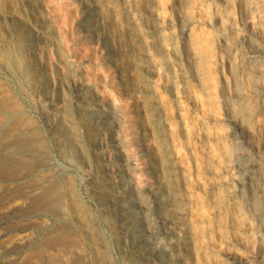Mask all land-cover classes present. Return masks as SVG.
Returning <instances> with one entry per match:
<instances>
[{"label":"rangeland","instance_id":"rangeland-1","mask_svg":"<svg viewBox=\"0 0 264 264\" xmlns=\"http://www.w3.org/2000/svg\"><path fill=\"white\" fill-rule=\"evenodd\" d=\"M6 1L7 0H0V13L2 14L1 18L4 19V20L2 19L3 21L1 20V23H0V31L3 29L1 31L2 33L0 32V38H1L0 47L3 45L2 48H0V50H2V52L3 50L6 51V52L5 51L3 52V56L6 55L5 58L1 57L2 54H0V58H1L0 63L2 62L0 64V81H1L0 82V87H1L0 88V96H1L0 100H2L3 99L2 97L5 96L4 94L2 95V93H4L3 92L4 88L7 87V85L10 86L12 82L10 80L11 75L8 74L10 70L8 72L4 70V67L5 68L9 67L11 70L15 72V74H17L16 78L17 77L20 78V79L17 78L18 81L22 80L23 84L21 82L20 83L22 84V86H24V88H27L26 91L29 90L31 92V98L29 102L27 98L24 97V93L20 92L19 90H18L19 93L18 92L15 93L16 90L11 91L10 95L12 93L15 94V100L16 101L20 100L18 102L19 103L21 102L20 104L23 107L22 109L26 111V115L27 116L29 115L33 120H35L38 128L44 132V128H43L44 124L41 119L43 117L42 114L45 111V109H47V107L49 106V103H50L49 100L52 99L53 95L57 94L56 90H54L55 89L54 84L52 85V81L53 80L58 81L60 79L58 83L63 84V86H61V95L64 96V97L62 96V103L63 101L64 103L62 104L61 102H58L55 105L57 108L58 107L64 108V104L65 105L69 104V108H73L70 110L75 112L77 103L74 101L72 97L73 90H76L78 88L85 90L89 95L88 98L92 100V103L96 102L97 109H100L104 113L107 126L109 125V127L112 126L115 128L112 134L107 135L105 137V140L101 141L102 143L101 142L99 143L100 145L99 148L102 149L100 150L102 153V158L108 164V166L106 167L107 172L113 173L118 167V164H117L118 162L119 163L126 162L128 166L124 168L123 171L127 170L128 173L126 171L124 172L125 179L127 182L131 180L129 183H131L133 187L135 186L134 187L135 189L133 188V192L134 193L136 192L135 196L137 197L139 196L138 200L140 201V197L141 199L143 198L141 200L142 202L136 201L135 205H138V203H140V205L148 206V208L153 207L154 204L152 203L150 199H152V195H153L152 193H154L155 191L154 188H156L157 183L161 181V175L150 169L153 166V164L157 162L155 161L157 160V156L153 155L155 152L154 151L155 143L154 141H151L153 139L151 136V132L149 131L150 129L148 128L149 123L148 124L145 123L147 122V120H149L148 119L149 114L146 110L147 108H145V104L143 103V102H146L145 101L146 98L143 97L146 95L140 92V88L137 87L138 84H137V81L134 80L135 72H134L133 67L129 65V66H126V68H124L125 70H123L120 66L124 64L125 60L116 54L112 55V52L116 51V49L119 46L120 40H122V38L120 37L121 35L125 36L129 34V32H131L133 28H134L133 30L135 31V33H137V31L135 30V26H139V27L140 25L145 26V17L139 11H140V1L147 2V0H139V1L138 0L136 1L135 0H110V1L108 0L109 4H111L110 8H112V9L109 8L110 11L108 12V16L111 19V21L114 22L113 23L114 26L116 24L117 26L116 36L118 35L117 37H112V35H109L110 41L112 40L111 42L109 41L108 43L109 46L108 45L102 46L103 44L100 43L98 38L85 32L82 26L84 16L86 14L85 12L89 10L88 8L96 9L98 7L95 11L98 16L101 6L104 5L107 2V0H104L103 2L102 0L100 1L99 0H82V1L81 0H29L26 3H24V0H16V1L8 0V2ZM11 1L14 3H12ZM184 1L186 0H152V1L148 0L149 2L148 4L150 5L149 6L150 19L148 21L149 23L147 24L149 27H147V30L146 28H143L142 29L143 31L141 33L144 35L147 33L145 35L146 38L148 39L147 43L148 42L151 43L152 41L151 45H154L156 47V48L153 47V49L155 48L156 51H154L155 49L154 50L151 49L154 52L150 50L151 56L149 60L145 62V66L143 65V70L145 69L144 71L147 72V78H148L147 80L148 89L146 88L147 90L146 94L149 97L148 101L152 102V104L154 105L159 103L156 106H158L161 109L162 115H163L162 120H164V122L167 124L165 138L171 141V145L174 143L172 146V154H171L174 157L172 156L171 159H169V162L172 167L174 165L178 166V168L177 166H174L178 170L177 176L174 177V179L175 180L178 179L177 180L178 182H186L188 184L189 194L191 195L188 194L186 200L187 199L188 200L190 199L199 200L200 199L199 200L200 205H201L200 211L202 210L204 215L198 221L199 223L197 226H199L198 228L199 230H201L199 231V235L201 237L198 236V240L200 241L199 242L200 246L204 247V249L202 248L203 250L202 260H204V263L202 262V264H209V263L210 264H259V263L264 264V252L262 254V251L260 250V247H259L260 246L259 245L260 239L258 238L259 232H257L258 229L256 230L257 228L256 222H254V219H252L254 218L253 217L254 213L251 212L252 210H250V208L248 209V208H245L244 206V202L246 201V199H248V195H249L248 187H245L244 189H242V191H238V188H237V179L239 178V176L241 177V175L244 177H247L250 174H252L253 176L257 177V180L259 181L261 180L262 182H264V135L258 129L255 122H253L254 123L253 124L251 120L247 122L245 121V119H243L244 115L242 112L244 111L245 108L242 107L243 108V111H242L240 108H238V106H236L233 103L234 101L233 96L235 95V92L244 91V85H243L244 78L239 74L241 73L240 72L241 68L239 69L238 67H241V66L239 64V60H237L238 59L237 54H236L237 50H235V48L241 45L240 41H242L244 38L246 39L247 43H249L251 41L250 39H252V43L249 45H252L253 47L261 48L259 46V41H257L256 32H258V27H259L257 19H259V15H262V14H259L260 11L258 10L257 7L254 9L253 0L250 3L247 2V0H193V2L192 0H187L186 3ZM15 3H18V5H20L17 7L18 9H20L19 10L20 14L22 13L23 15V17H21V21H22V18L24 19L26 18L25 20L27 19L29 20L30 18L29 22L28 20L26 22L25 20L22 21L26 29L33 26L34 23H40L39 26L41 29H43L42 31H39V32L37 31V33H39L37 34L38 38L40 39L42 38V35H43L42 32L45 31L44 32L45 33L44 36H46L45 37L46 43L44 44L45 47L44 45H39L38 46L39 49L37 48V51H36L37 57H38L37 58L38 63L46 64L44 66L45 67L47 66L50 69L49 70L50 73H49L48 68L46 67L47 71L44 75L50 83L46 87L48 89L47 91L48 93L45 92V94H43L42 96L39 94L37 95L34 90H31L29 88L31 75L29 73L30 72L29 70L27 72V69H29L27 66L29 60H28L27 50L25 46L23 47V44H22L23 43V31L18 30V29L16 30L15 26L12 25V23H10L8 20L10 6L11 5L13 6ZM22 3L24 7L21 5ZM133 3H135L136 5ZM35 5L38 9V13L33 16L32 10H33V6ZM86 5L88 6L86 7ZM133 7L135 10H132ZM138 7H139V11L137 10ZM128 8L129 9L131 8L130 10H132V18L128 19L126 22L123 20V18L119 14H122L123 11ZM4 9H6V11ZM2 11L4 12V15ZM113 11L114 12L117 11L115 12L116 14H114ZM30 12L32 13V16ZM5 13H6V18H5ZM25 15L27 17H25ZM115 16L116 18H114ZM117 16H119V21L117 19L118 18ZM133 18H135L137 21L135 19L133 20ZM133 21H136L137 23ZM128 23L129 24L131 23V24L129 25ZM27 24H29V26H27ZM153 24L154 26H152ZM4 25L6 26L4 27ZM129 26H132V27H129ZM7 27H8V31H7ZM255 27H257V29ZM4 30H6L7 33ZM4 34L6 35V38L9 36L8 39L5 38ZM50 34H52V36H50ZM13 36L15 38H13ZM160 37L163 38V41H162V38ZM9 38L12 40H10ZM117 39L119 40V43ZM155 39H158V40L156 41ZM116 42L118 45H116ZM13 43L15 44L12 45ZM110 44L111 45L115 44V45L114 46L112 45L113 46L112 47ZM47 45H48V48L46 47ZM40 46H41V49L43 50L40 49ZM21 47H22V50H21ZM189 49L191 50L193 49V50L191 51ZM174 50L175 51L177 50V51L175 52ZM15 51L18 56L15 54ZM40 51L41 53H39ZM6 53H9V54H6ZM24 53H25V56H24ZM193 53L196 56H198V58H200V60L202 61V64L204 63L203 67L205 69L208 68L206 70V73L208 74L207 75L208 83L206 87H202L200 83L197 81V79L195 78L196 77L195 70L191 62ZM234 54L236 55L233 56ZM152 55H156V56H152ZM6 58H8V60ZM151 58H152V61H151ZM120 59L123 60V63L122 61H120ZM259 60L262 61L263 59L260 58ZM119 61L121 63H119ZM149 62L150 63L153 62V63L150 65L148 64ZM118 64L120 66H118ZM130 67L132 68L130 69ZM188 69H189V72H188ZM56 71L58 72L56 73ZM19 73L22 75H20ZM58 74H61V75L59 76ZM128 79L129 80L131 79V80L129 81ZM26 80L29 82H27ZM66 84H69V86ZM127 85L131 86V89H129ZM135 87L136 89H134ZM5 94H6V91H5ZM49 94H52V95H49ZM36 96L38 99L36 98ZM161 97H163L164 99ZM46 98L47 100H45ZM41 99H44V100L41 101ZM41 102H45L47 104L45 103L41 104ZM141 104L142 105L144 104V106H142ZM71 105H74V106H71ZM144 110H146V113ZM216 111H218V113ZM239 112H241V114ZM146 114H148V116ZM249 116L250 114L247 115V120ZM216 117L219 119H217ZM233 119L236 121H234ZM239 121L241 124L239 123ZM246 122L248 124H246ZM249 127H251L250 129L252 130L251 131L252 133L250 132ZM247 129H249L250 133L246 132L248 131ZM248 136H251V138ZM171 137L173 138V142H172ZM146 141L151 142L150 145ZM111 142L113 144H111ZM48 143L50 144V146L48 145L50 148L49 151L52 153L49 152V155L47 154V156L43 158L42 160H34V162L32 161L31 163L34 166H32L31 164L28 165V167L30 168V169L28 168V171L27 169L19 168L18 170H14L13 171L14 173L12 171L9 172L8 173L9 175H7V177L5 176L6 173L4 174L3 172H0V188L1 187L11 188L10 186H12V190L14 191L10 190V193L16 192V197L9 205V208H14V207H16L17 209L20 208V206L22 205V200L20 196H17V195L23 194L24 192L28 191L29 188H30L29 190L37 188L38 183H41L44 186L46 185L49 186L50 182H46V183L38 182L37 183L36 181L39 180V177L40 179L45 178V177H58L59 178L58 180L62 178L63 179L66 178L67 180L69 179V181L64 179V182H63V186H64L63 192L65 191V193H68V196H70L69 198H71L72 196L74 197L77 196L76 198L81 199L80 205L78 206L79 208H77L78 210L75 209L74 207H70V209L74 208V210L71 209V211L73 212V211L81 210L82 212H87V213L91 212L90 214L93 217L97 211V209H94L96 208V206L92 202L91 197H89L86 194V191H84L85 190L84 184L87 181H89L90 176H94V173H95L94 170L92 171L91 168H89V164L88 166H86L87 163L83 161L85 160V158L86 159L88 158V155H90V152H89L90 150H88L89 153L87 152V155H85L86 157L84 156L82 160L80 158L77 159V157L74 154L71 155L68 152L61 153L60 155L59 152H57L54 148H52L53 147L52 140H49ZM114 145L118 146V150L114 147ZM144 145H147V146H144ZM150 146H153V147H150ZM146 148H147L148 154L145 150ZM54 152H55V155H53ZM64 157H65V160H64ZM67 158H70L72 161ZM66 159L69 161H67ZM73 159L75 162L73 161ZM172 163L174 165H172ZM61 164L62 165L64 164L65 166L64 165L61 166ZM47 165L48 167H46ZM88 169L90 172L88 171ZM248 171H250L249 174H248ZM48 173H50L52 176ZM26 175H29V176L26 177ZM15 176L16 177L18 176V177L16 178ZM194 176H197L198 178ZM53 181L54 182H51L52 186L53 184L57 183V181L55 180ZM68 184H69V187H68ZM21 188H23L24 190L26 189V190L24 191ZM67 188H69L71 192L68 191L69 189L67 190ZM39 191H42V190L40 189L35 190L33 191V194L35 195ZM239 199L240 201L241 200L242 201L239 202ZM82 200H84L85 202ZM89 202L91 203V205ZM237 203L238 204L240 203V204L238 205ZM80 206H82L83 209ZM237 206L238 207L242 206L240 207V210L242 211H239V208ZM90 209L92 210L90 211ZM36 211H34L32 215L26 217L27 219H24L21 222L16 221V220H11V221L10 220H3V221L0 220V243H1L0 244V260L5 261L6 259L10 257H20L22 254H24V252L25 254H27L28 252L26 253V250L20 251L18 249V245L21 244L22 240L29 233H33L34 231H36L34 230V228H38L40 232L41 227H43V229L45 230L44 225L52 224L51 219L45 220V217L48 215L46 212H44L45 209L39 208ZM205 213L208 217L205 215ZM244 215L250 218L252 216V218L251 219L247 218ZM241 216L243 217V219ZM151 217L150 219H152L153 222L155 223L157 217L155 215H151ZM98 218L101 219L104 217L99 216ZM49 220L50 222H48ZM152 220H150L151 224H153ZM100 222L98 221L99 228L96 231L93 230L92 227L89 228L90 231L88 230L89 233L92 232L89 235L91 236V239L94 242V243L92 242L93 245L90 244V240L88 241L89 243L88 245L87 240H85V238H83L82 236H79V232L74 230V232H77V236L73 237L74 241L72 240L71 244L76 246V248H80L82 250L84 248L85 249L90 248V251L89 250L85 251V254H86L85 258L87 260L84 258L85 260H83L84 262L83 264L85 263L86 264H104V263L105 264H116V263L117 264H127L125 260L122 259L113 250V245L111 241L112 239H111V236H109L108 234V227L106 225L105 220L101 219ZM9 224L11 226H14L16 224L15 226L17 227V229L8 230L10 226ZM18 224L19 225L23 224V225L22 227L19 226L18 228L17 226ZM99 230L101 231L100 236L97 234ZM43 234L44 232L41 231L40 236L42 237H40L37 245L41 246L46 243L45 241L47 240L46 238L47 235H43ZM199 237L201 238V240ZM103 240L106 242L108 246L110 245L109 247L112 249V252L103 259V260H106V261L108 260V261L107 262L103 261L102 263V259L101 260L99 259L98 261L97 257H101L102 252L100 249H101V246H102L101 243L103 242ZM82 241L84 242V244ZM81 243L83 246L81 245ZM158 243L159 245H157ZM153 244H156L158 247L161 246L159 248L165 249L167 246H168L167 249L169 248V241L163 237L156 238V240L153 241ZM56 245L57 243L54 244L52 248L53 250L52 249L50 250V253L53 254L52 261L55 260L58 262V264H67V260L71 258V255L62 253V251H58L57 250L58 245L57 246ZM7 248L9 249V251H6L8 250ZM14 248H16L17 251L14 250ZM95 248L97 250H95ZM258 252L259 254H256ZM55 253H58V254L56 255ZM259 255L260 257L261 256L262 257L260 258ZM110 258L112 259L113 262L110 261Z\"/></svg>","mask_w":264,"mask_h":264},{"label":"bare ground","instance_id":"bare-ground-1","mask_svg":"<svg viewBox=\"0 0 264 264\" xmlns=\"http://www.w3.org/2000/svg\"><path fill=\"white\" fill-rule=\"evenodd\" d=\"M28 1L29 0H24V3L28 2ZM103 1L104 0H102V2ZM186 1H184V2L186 3ZM251 1L252 0H247V2H249V3ZM253 1H254L253 2L254 3V5H253L254 9L257 7L258 10L260 11L259 14H262V15H259V19H257L259 27H258V32H256L257 33V35H256L257 36V41H259V46L261 48L253 47L252 45H249V44L252 43V39H250L251 41L249 43H247L245 38L243 40L241 39L242 40V41H240L241 45L239 47L235 48V50H237V53H236L237 57H238L237 60H239V64L241 66V67H238L239 69L241 68V71H240L241 73H239V74L244 78V80H243L244 91H241V92L236 91L235 92V95L233 96L234 97L233 103L236 106H238V108H240L242 111H243L242 107L245 108L244 111L242 112L243 115H244L243 119H245V121H247V122H249V120H251L252 123L255 122L257 127H258V129L264 135V4H263L264 0H260V2H259V0H253ZM6 2H8V0ZM107 2H108V0H107ZM192 2H193V0H192ZM12 3H14V2H12ZM106 3L101 6L98 16H97V14L95 12L98 7L96 9L88 8L89 10L88 11L86 10L87 12H85L86 14L84 16L83 25H82L83 26V30L85 32L97 37L98 40L100 41V43L103 44L102 46H107L108 45V43L110 41L109 35H112V37H117L118 36V35L116 36L117 26H116V24L114 26V24H113L114 22H112L111 19L108 16V12L110 11L109 8L111 7V4H109V2L107 4ZM148 3H149L148 0H147V2L146 1H140V11H139V7L137 9L145 17V26L146 27L144 25H140V27L139 26H135V30L137 31V33H135V31L133 30L134 28H133L131 30V32H129V34H127L125 36L121 35L120 37L122 38V40H120V43H119V40L117 39L118 43H119V46L116 49V51L112 52V55L116 54V55L120 56L121 58H123L125 60L124 64L122 66H120L118 64V66H120L123 70H125L124 68H126V66H129V65L133 67L134 72H135V74H134L135 75V79L134 80L137 81V84H138L137 87L140 88V92H142V93H144V95H146V96H143V97L146 98L145 99L146 102H143V103L145 104V108H147L146 110H147V112L149 114V117H148L149 120H147V122H145V123H147V124L149 123V125H148L149 127L148 126L147 127L150 129L149 131L151 132V136H152V139H153L151 141H154V143H155V150H154L155 152H154L153 155L157 156V160H155L157 162H155V164H153L152 167L151 166H149V167H151L150 168L151 170H153L154 172L159 173L161 175V181H159L157 183L156 188H154L155 191H154V193H152L153 194L152 195V199H150L152 201V203L154 204V206L151 207V208H148V206L140 205V203H138V205H135L136 201H139L138 200L139 196L138 197L135 196L136 192L135 193L133 192V188L135 186L133 187L132 184L129 183L131 180L129 182H127L126 179H125V173L124 172L126 171L128 173L127 170L123 171L124 168H126L128 166L126 162H120V163L118 162L117 163L118 167L116 168V170L114 172L112 171L113 173L107 172L106 167L108 166V164L102 158V153L100 151L102 149L99 148L100 147L99 143L101 141H104L105 137L107 135L112 134L114 132L115 128L112 127V126L109 127V125L107 126L104 113L100 109H97L96 102L92 103V100H90L88 98L89 95H88V93L85 90L80 89V88H78L76 90H73V96L72 97H73L74 101L77 103L75 112L70 110V109H73V108H69V104L68 105L64 104V108L63 107H61V108L58 107L57 108L55 105L58 102L62 103V96L63 95H61V86H63V84L58 83V81L60 79L58 81L57 80L56 81L53 80L52 81V85L54 84V87H55L54 90H56L57 94L55 92L56 95H53V97L51 96L52 97L51 100L48 99L49 102H50L49 106L43 112V114H42L43 117L42 118L39 117V118L42 119V122L44 124V127H43L44 128V132H43V131H41L38 128L37 123L35 122V120H33L29 115H28L29 117L26 115V111H24V109H22L23 107L20 104L21 102L20 103L18 102L20 100H18V101L15 100V94L12 93L13 95L12 94H11L12 96L10 95L11 91L16 90L15 93H17L18 90H19L20 92L24 93V97H26L27 100L30 102L31 92L29 90L26 91L27 88H24V86H22V84H23L22 80L18 81V79H20V78H18V77H17L18 79L16 78L17 74H15V72L13 70H11L9 67H6V68L4 67V70L6 72H8L10 70V72H8V74L11 75L10 80L12 82H11L10 86L7 85V87L4 88V90L6 91V94H5V91L3 90L4 93H2V95L4 94L5 96L2 97L3 98L2 100H0V172H3L4 174L6 173L5 176L7 177V175H9L8 174L9 172H11V171L13 172L14 170H18L19 168L27 169V171H28V168H29L28 165H30V164L32 165V163H31L32 161L34 162V160H42L43 158H45L47 156V154L49 155V152H50L49 151L50 144L48 143L49 140H52V144H53L52 148H54L57 152H59L60 155H61V153L68 152L71 155L74 154L77 157V159L80 158V159L83 160V157L85 155H87L88 150H90L89 151L90 155H88V158L87 159L85 158V160H83V161H85L87 163L86 166H88V164H89V168H91L92 171L94 170L95 173H94V176H90V180L87 181L84 184V189H85L84 191H86V194L89 197H91L92 202L96 206V208H94V209H97V211L95 210L96 213H95V215L93 217L90 214L91 212L87 213V212H82L81 210L80 211H73V212L71 211L72 208L70 209V207H74L75 209L79 208L78 206L80 205V200L81 199L80 198H76L77 196L76 197L72 196L71 198H69L70 196H68V193H65V191L63 192V187H64L63 186V182H64V179H66V178H64V179L62 178V179L58 180L59 179L58 177H45V178H41V179L39 177L38 181H36V179H35V181L37 183L38 182H44V183L50 182V184H49V186H47V185L44 186L43 184L38 183L37 188H35L36 186L34 187L35 189H32V190H29L30 189L29 188L28 191L24 192L23 194L17 195V196H20V198L22 200V205L18 209L16 207L9 208V205L11 204V202L16 197V192L15 193H10V190H12V186H10L11 188H8L7 186H5L7 188H4V187L2 188L1 187L0 188V210H1L0 211V220L1 221H3V220H10V221L11 220H16V221H20L21 222L24 219H27L26 217L32 215L34 213V211H36L37 209L40 208V209H45L44 212H46L48 214L45 217V220L51 219L52 220V224L44 225L45 230L43 229V227H41L40 232H39L38 228H34V230H36V231H34L33 233H29L22 240L21 244L18 245V249L20 251L26 250V253L28 252L27 254H25V252H24V254H22L20 257H10V258L6 259L5 261L4 260L3 261L0 260V264H58L57 261H55V260L52 261L53 254L50 253V250L53 248L54 244H56V243L58 245V246L56 245L58 247V249H57L58 251H62V253H66V254H70L71 255V258H69V260H67V264H83L84 263L83 260L86 259L85 258L86 257L85 251L86 250L90 251V248L89 249H87V248L85 249L84 248L82 250L80 248H76V246L71 244V241L73 240V237L77 236V232H74V230L78 231L79 232V236H82L83 238H85V240H87V243L90 240V244L93 245L94 242L91 239V236L89 235L92 232L89 233V231H90L89 228L92 227L93 230L96 231L99 228L98 221L100 222L101 219L105 220L106 225L108 227V234H109V236H111V239H112L111 241H112V245H113V250L122 259H124L127 264H202V262L204 263V260H202V255H203L202 248L204 249V247L200 246V243H199L200 241L198 240V236H200L199 235V231H201V230H199V228H198L199 226H197L198 223H199L198 221L204 215L202 210L200 211V206H201L200 202H199L200 199L199 200H195V199H190V200L187 199L186 200V198H187V196L189 194L188 184L186 182H178L177 178H176L177 180L174 179V177H176L177 173H178V170L174 166H177V165H174L172 163V165H174L172 167L170 162H169V159H171V157L173 156L171 154H172V146H173L174 143L171 145V141L165 138L166 137V129H167L166 125L167 124L164 122V120H162L163 115H162L161 109L158 106H156L159 103L158 104L155 103L156 105L152 104V102L148 101L149 97L146 94V92H147L146 88H147V85H148L147 84L148 78H147V72L144 71L145 69L143 70V65L145 66V62L148 61L150 56H151L150 55V50L153 49V47H155L154 45H151L152 41H151V43H149V42L147 43L148 39L145 36L147 33L145 35L141 33L143 31L142 30L143 28H146V30H147V27H149L147 23H149L148 21L150 19V11H149V6L150 5ZM1 4H2V2H1ZM133 4H135V3H133ZM21 5L23 6V3ZM24 5H26V4H24ZM17 6H20V5H18V3H15L13 6L12 5L10 6L9 16L7 14L8 20H9L10 23H12V25L15 26L16 30L18 29V30L23 31V43L22 44H23V47L25 46V48L27 50V55H28V60H29V62L27 64L29 69H27V72L29 70L30 71L29 73L31 75V77H30V85L29 84H27V85H29L30 86L29 88L31 90H34L37 95L39 94V95L42 96L43 94H45V92L48 93L47 92L48 89L46 87L50 83H49L48 79L44 76L46 71H47V69H46L47 66L45 67L44 65H46V64H43V63L39 64L38 63V61H37L38 57H37V52L36 51H37V48L39 49V47H38L39 45H44L46 43L45 42V40H46L45 37L46 36H44V34H45L44 32L45 31L42 32L43 35L41 34L42 38L40 39V38H38V35H37V34H39V33H37V31L39 32V31L43 30L39 26L40 23H34L33 26L30 25L31 27L26 29L24 24H23V22H22L26 18L25 19L22 18V21H21V17H23V15H22V13L20 14V11H19L20 9H18ZM87 6L88 5H86V7ZM110 9H112V8H110ZM130 9L129 8L125 9L122 14H119L123 18V20L126 21V22H127L128 19L132 18V10H135L134 7H133L132 10H130ZM4 10L6 11V9H4ZM23 10H25V9H23ZM32 12H33V16L38 13V9H37L36 5L33 6ZM115 12H117V11H115ZM115 12L113 11L114 14H116ZM1 15L2 14L0 13V23H1V20L3 19V18H1ZM3 15H4V12H3ZM31 16H32V13H31ZM25 17H27V16L25 15ZM117 17H118L117 19L119 21V16H117ZM5 18H6V13H5ZM114 18H116V16ZM134 19L135 18H133V20ZM141 19H142V17H141ZM27 20H25V22ZM29 20H30V18H29ZM29 20H28V22H29ZM35 21H37V20H35ZM136 21H133V22L137 23ZM251 22H252V20H251ZM5 23H7V22H5ZM139 23H140V21H139ZM119 24H120V22H119ZM128 24H127V26H128ZM6 25H4V27ZM27 26H29V24H27ZM152 26H154V24ZM8 27H7V31H8ZM129 27H132V26H129ZM255 28L257 29V27H255ZM10 29H11V27H10ZM4 31L6 32V30H4ZM12 31H14V30H12ZM12 31H11V33H12ZM18 33H20V32H18ZM13 34H14V32H13ZM50 36H52V34H50ZM8 37L6 38V35H5L6 39H8ZM147 37H149V36H147ZM13 38H15V37L13 36ZM160 38H162V37H160ZM10 40H12V39H10ZM155 40L157 41L158 39H155ZM159 40H161V39H159ZM4 41H6V40H4ZM162 41H163V38H162ZM161 42H159V43H161ZM14 44L15 43H13L12 45H14ZM17 44H18V42H17ZM116 45H118L117 42H116ZM253 45H254V43H253ZM2 46L0 48H2ZM4 46H6V45H4ZM44 47H45V45H44ZM46 47L48 48V45ZM106 48H108V47H106ZM40 49H41V46H40ZM21 50H22V47H21ZM41 50H43V49H41ZM189 50H191V49H189ZM0 51L2 52V50H0ZM4 51L5 50H3V52ZM154 51H156V49ZM154 51H152V52H154ZM160 51H162V50H160ZM1 52H0V54H2L1 57L5 58L6 55L3 56V52L2 53ZM9 53H6V54H9ZM19 53H20V51H19ZM39 53H41V51ZM15 54H16V51H15ZM190 54H191V52H190ZM236 54H234L233 56H235ZM24 56H25V53H24ZM152 56H156V55H152ZM178 58H180V57H178ZM260 58H262L263 60L262 61L259 60ZM6 59L8 60V58H6ZM7 60H5V61H7ZM191 60H192L191 62L193 64V67H194V70H195V76H196L195 78L197 79V81L200 83V85L202 87H206L207 83H208L207 82L208 81V77H207L208 74L206 73V70L208 68L205 69L203 67L204 63L202 64V61L200 60V58H198V56H196L194 53H193V56H192ZM120 61H122V63H123V60L120 59ZM120 61H119V63H121ZM151 61H152V58H151ZM152 63L149 62L148 64L151 65ZM132 67H130V69ZM47 68H48V71H49L50 70L49 67H47ZM127 68H129V67H127ZM150 68H151V66H150ZM2 71H3V69H2ZM151 71H152V69H151ZM57 72L58 71H56V73ZM188 72H189V69H188ZM29 73H28V75H29ZM49 73H50V71H49ZM153 73H154V71H153ZM20 75H22V74H20ZM58 75L60 76L61 74H58ZM50 76H51V74H50ZM27 77H25V78H27ZM183 78H184V76H183ZM131 79H133V78H131ZM157 81H158V79H157ZM27 82H29V81H27ZM209 83H211V82H209ZM212 83H213V81H212ZM20 84H21V86H20ZM66 85L69 86V84H66ZM209 85H211V84H209ZM127 86H128L129 89H131V86H129V85H127ZM134 89H136V87ZM158 92H159V90H158ZM151 94H150V96H151ZM49 95H52V94H49ZM153 97H154V95H153ZM36 98H37V96H36ZM150 98H152V97H150ZM161 98H163V97H161ZM32 99H33V97H32ZM39 99H40V97H39ZM43 100L44 99H41V101H43ZM45 100H47V98ZM135 101H136V99H135ZM42 103H45V102H41V104ZM63 103H64V101H63ZM36 104H37V102H36ZM45 104H47V103H45ZM59 104H58V106H59ZM144 104L143 105L141 104V105L144 106ZM71 106H74V105H71ZM18 108H19V110H18ZM146 110H144L145 113H146ZM218 111H216V112L218 113ZM239 113L241 114V112H239ZM148 114H146V115L148 116ZM248 114H250V116L248 117V120H247V115ZM217 119H219V118H217ZM145 120H146V118H145ZM234 121H236V120H234ZM240 121H239V123H240ZM247 122H246V124H248ZM244 123H243V125H244ZM232 124H234V123H232ZM253 124H251V125H253ZM247 126H249V125H247ZM168 127H169V125H168ZM257 127H255V128H257ZM250 128L251 127H249V129ZM139 129H140V127H139ZM249 129H247L248 131H246V132H249ZM253 130H254V128H253ZM251 131L252 130L250 129V132ZM150 132H149V134H150ZM251 136H248V137L251 138ZM168 137H170V136H168ZM146 142H148V141H146ZM172 142H173V138H172ZM148 143L150 145L151 142H148ZM111 144H113V143L111 142ZM152 144H153V142H152ZM106 145H107V143H106ZM147 145H144V146H147ZM114 147L118 150V146L114 145ZM150 147H153V146H150ZM142 149H143V147H142ZM145 150H146V152L148 154L147 148ZM259 150H261V149H259ZM144 152H142V153H144ZM262 152H261V154H262ZM50 153H52V152H50ZM53 155H55V152H54ZM65 157H67V156H65ZM65 157H64V160H65ZM70 158H71V156H70ZM70 158H67V159H70ZM146 158H147V156H146ZM152 159H151V161H152ZM67 161H69V160H67ZM73 161H74V159H73ZM63 165L61 164V166H63ZM83 165H84V163H83ZM32 166H34V165H32ZM261 166H262V164H261ZM36 167H38V166H36ZM46 167H48V165ZM257 167H256V169H257ZM67 168H69V167H67ZM177 168H178V166H177ZM246 168H248V167H246ZM88 171H89V169H88ZM19 172H20V170H19ZM46 172H48V171H46ZM82 173H84V172H82ZM156 173H155V175H156ZM249 173H250V171H248V174ZM48 174H50V173H48ZM28 176L29 175H26V177H28ZM43 176H45V175H43ZM127 177H128V175H127ZM194 177H197V176H194ZM157 179H158V177H157ZM53 180L57 181V183L53 184V186H52L51 182H54ZM67 181H69V179ZM7 183H8V181H7ZM11 183H13V182H11ZM65 184H66V182H65ZM69 184H68V187H69ZM245 187H248L249 195H248V199H246V201L244 202V206H245V208H248V209L250 208V210H252L251 212L254 213V215H253L254 218H252V216H251V218L254 219V222H256V226H257L256 230L258 229L257 230V232H259L258 233L259 234L258 238L260 239V240L258 239L260 241V243H259L260 246L259 247H260V250L262 251V254H263V252H264V182H262L261 180L260 181L257 180V177L253 176L252 174H250L247 177H244V176L241 175V177L239 176V178L237 179L238 191H242V189H244ZM21 189H23V188H21ZM38 189H40L42 191H39V192H37L34 195L33 191L38 190ZM68 189L69 188H67V190ZM18 190H20V189H18ZM12 191H14V190H12ZM68 191H70V189ZM189 195H191V194H189ZM142 199L140 197V201ZM82 201H84V200H82ZM241 201L239 199V202H241ZM242 204H243V202H242ZM90 205H91V203H90ZM225 205H226V203H225ZM82 206H80V207L82 208ZM244 206H243V208H244ZM240 207H242V206H240ZM240 207H238L239 211H242V210H240ZM74 208L72 210H74ZM91 208H92V206H91ZM238 208H237V210H238ZM88 209H89V207H88ZM220 209H218V210H220ZM222 209H223V207H222ZM91 210L92 209H90V211ZM206 210H207V208H206ZM40 213H41V211H40ZM151 215H155L157 217L155 223L153 222L152 219H150ZM205 215H206V213H205ZM99 216L104 217V218L99 219L98 218ZM245 217H247V216H245ZM247 218H250V217H247ZM242 219H243V217H242ZM150 220H152L153 224H151ZM245 220H246V218H245ZM250 221H252V220H250ZM48 222H50V220ZM244 222H246V221H244ZM15 225L14 226L10 225L8 230L17 229V227ZM22 225L18 224L17 226L19 228V226L22 227ZM101 226H103V225H101ZM237 227H239V226H237ZM41 231L44 232L43 235H47V237H46L47 240L45 239L46 243L40 246V245H37V244H38V241H39L40 237H42V236H40ZM102 233H103V231H102ZM246 233H248V232H246ZM97 234L100 236L101 235V231L99 230L97 232ZM104 236H102V237H104ZM158 237H163V238H165V239H167L169 241V248L168 249H167L168 246L165 249H163V248H159L161 246H159V247L157 246V245H159V243L157 245L153 244V241L156 240V238H158ZM200 240H201V238H200ZM223 240H225V239H223ZM105 241H106V239H105ZM105 241L103 240V242L101 243L102 244L101 249H100L101 252H102L101 257H97L98 256L97 254H96L97 256L95 255L97 257L98 261H99V259L100 260L102 259V263H103V261H106V260H103V259L112 252V249L109 247L110 245L108 246ZM83 244H84V242H83ZM85 244H86V242H85ZM81 245H82V243H81ZM88 245H89V243H88ZM10 249H12V248H10ZM14 250H16V248H14ZM95 250H97V249L95 248ZM260 250H259V252H260ZM6 251H9V249L6 250ZM259 252L256 253V254H259ZM5 253H7V252H5ZM58 253H55V254L57 255ZM60 254H61V252H60ZM87 256H89V255H87ZM57 257H59V256H57ZM259 257H260V255H259ZM254 258H255V256H254ZM65 259H66V257H65ZM110 261H112L111 258H110Z\"/></svg>","mask_w":264,"mask_h":264}]
</instances>
